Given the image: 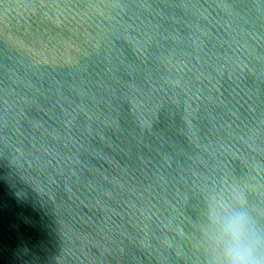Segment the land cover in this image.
<instances>
[{
  "label": "water",
  "instance_id": "water-1",
  "mask_svg": "<svg viewBox=\"0 0 264 264\" xmlns=\"http://www.w3.org/2000/svg\"><path fill=\"white\" fill-rule=\"evenodd\" d=\"M213 193L264 235V0H0V264H211Z\"/></svg>",
  "mask_w": 264,
  "mask_h": 264
},
{
  "label": "clouds",
  "instance_id": "clouds-1",
  "mask_svg": "<svg viewBox=\"0 0 264 264\" xmlns=\"http://www.w3.org/2000/svg\"><path fill=\"white\" fill-rule=\"evenodd\" d=\"M234 206L220 194L209 196L208 216L216 254L211 264H264V235L254 224L240 197Z\"/></svg>",
  "mask_w": 264,
  "mask_h": 264
}]
</instances>
